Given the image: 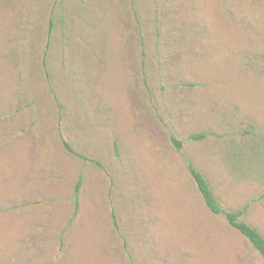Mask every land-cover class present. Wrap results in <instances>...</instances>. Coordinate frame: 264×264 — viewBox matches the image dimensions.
I'll return each instance as SVG.
<instances>
[{"label": "rangeland", "instance_id": "obj_1", "mask_svg": "<svg viewBox=\"0 0 264 264\" xmlns=\"http://www.w3.org/2000/svg\"><path fill=\"white\" fill-rule=\"evenodd\" d=\"M188 164L264 237V0H0V264H264Z\"/></svg>", "mask_w": 264, "mask_h": 264}, {"label": "trees", "instance_id": "obj_2", "mask_svg": "<svg viewBox=\"0 0 264 264\" xmlns=\"http://www.w3.org/2000/svg\"><path fill=\"white\" fill-rule=\"evenodd\" d=\"M192 136L194 138H203L204 134H193ZM172 139L175 145H179V142L174 137H172ZM188 170L207 208L213 214L223 215L229 226L237 230L244 238H246L252 247L264 259V237L257 228L241 218L246 213L247 208L242 207L237 210L222 209L205 176L192 164H188Z\"/></svg>", "mask_w": 264, "mask_h": 264}]
</instances>
